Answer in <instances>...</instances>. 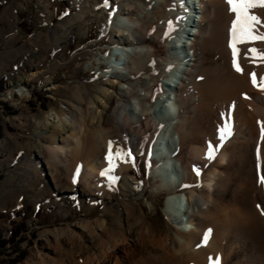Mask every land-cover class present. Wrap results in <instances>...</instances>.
<instances>
[{
	"label": "bare ground",
	"instance_id": "bare-ground-1",
	"mask_svg": "<svg viewBox=\"0 0 264 264\" xmlns=\"http://www.w3.org/2000/svg\"><path fill=\"white\" fill-rule=\"evenodd\" d=\"M111 1L108 7L104 2L103 8L102 5L99 8L107 12L106 33L113 35L117 28L120 35L116 42L111 39L121 52V55L114 53L118 67L110 65L106 59H99L98 70L103 73L96 77L104 79L106 87L95 96L89 92L91 101L82 103L86 106L85 112L82 108L77 111L73 103L68 106L67 113L75 118L77 125L88 126L95 132V136H86L87 142H83L87 144L82 145H88L86 155L82 157L87 166H91L89 170L95 169L94 163L101 169L109 166L107 159L103 163L101 156L104 143L115 135L118 140H115L113 151L130 149L134 163L131 160L114 161L115 173L111 176L115 181L112 184L123 179L125 191L134 193L141 189V183H134L136 178H129L133 165L141 159L150 166V176L154 178L153 193L169 195L165 212L178 226L173 234L158 235L150 229L144 231L143 221L136 223L141 235L137 237V230H134L130 236L133 241L140 248L150 243L159 246L154 247L158 249L156 252L149 250L142 254L136 264H215L217 259L220 264H264V221L259 216L260 211L249 214L244 208V198L257 181L255 166L259 167L262 162L261 129L256 123L259 118L264 119V92L254 87L250 78L251 73H256L257 83L261 82L264 61H258L255 66L257 61L251 58L253 54L248 49L254 45L264 53V42L237 45L238 60L243 69V74H239L231 69L229 30L234 15L225 0H191L194 3L191 14L194 11L198 16L190 14L187 19L183 15L186 0ZM255 13L260 20L263 16L261 22L264 25V9L259 8ZM80 18L67 24L81 22ZM169 22L172 28H169ZM257 30L264 34V27L257 26ZM176 43L185 51L182 58L174 54ZM107 50L101 51L108 54ZM214 53L224 62L221 73H212L209 58ZM226 68L228 72L224 73ZM91 71L97 72L95 68ZM27 83L25 79H19L16 86L24 88ZM53 88L51 91L55 90ZM75 95V101L81 103L79 92ZM218 102L228 108L236 106L238 124L233 139L228 136L224 141L214 139L213 123L205 128L208 121L203 119L212 116L211 107ZM163 109L168 110V115L162 112ZM59 114L56 112L47 117V128L67 126L68 122ZM113 127L119 128L120 132L114 131ZM248 131L252 132L250 139L244 136ZM173 136L178 138V143L174 141L176 145L171 143ZM209 143L216 149L211 161L206 159ZM166 146L169 147L167 152ZM242 162L248 165L246 175L235 168L236 163ZM194 168L199 169V176ZM86 175L85 172L84 177ZM227 188L231 191L229 199ZM95 223L106 230V220ZM80 229L64 237L54 235L53 243L62 244L63 239L74 240L76 236L87 239L90 232H85L86 227ZM208 229L212 231L205 245L203 235ZM45 237L51 244L50 234ZM250 246L251 254L248 252ZM108 253L103 248L97 250L88 257L89 262L110 264V260L103 259ZM73 264H77L76 261Z\"/></svg>",
	"mask_w": 264,
	"mask_h": 264
},
{
	"label": "rangeland",
	"instance_id": "rangeland-1",
	"mask_svg": "<svg viewBox=\"0 0 264 264\" xmlns=\"http://www.w3.org/2000/svg\"><path fill=\"white\" fill-rule=\"evenodd\" d=\"M104 2L106 0H0V232L5 241V245L0 246V264H43V261L44 264H73L75 261L89 264L88 257L102 248L110 253L103 258L110 260V264L117 260L122 261L121 264H136L142 254L149 250L156 252L158 249L154 247H159L150 243L140 248L133 241L130 236L134 230H137L136 236L141 235L136 223L143 221L144 231L150 229L158 235L173 234L178 226L165 212L169 195L153 193L154 178L145 160L139 159L132 167L129 178H136L134 183L142 185L134 193L123 189V179L114 185L107 176L101 175L109 166L101 169L94 163L95 169L89 170L91 166H87L82 157L88 145L86 148L82 145L83 141L87 142L86 136H95V132L88 126L77 125L75 118L67 113L73 103L77 111L82 108L85 112L86 106L82 103L91 101L89 92L95 96L106 87L105 80L96 77L103 73L98 70L99 59L118 67L114 53L121 55V52L111 39L116 42L120 35L117 28L113 35L106 33L107 12L99 8L101 5L103 8ZM184 8L190 10L188 2ZM257 9H253L252 14L256 15ZM77 17H81V22L67 24ZM102 49H108L109 53L103 54ZM187 51L192 56L190 49ZM184 53L182 49L183 57ZM209 61L212 73H221L224 62L220 56L214 53ZM255 61L257 66L260 60ZM94 68L96 73L91 71ZM227 72L228 69L224 73ZM19 79L28 82L26 87L16 86ZM77 92L81 103L75 101ZM199 101L201 105V99ZM5 106L11 108L10 113L4 111ZM225 106L213 103L212 116L208 115L209 119L202 116H205L203 121H208V124L203 123L205 128L213 123L211 130L215 134L211 135L217 140L218 130L229 115L232 118L229 139H233L238 124L236 106ZM56 112L68 122L67 126L47 128V117ZM258 121L264 122V119ZM256 124L260 127L258 122ZM113 128L120 132L119 128ZM251 135L248 131L244 136L250 139ZM114 137L104 143L103 163L109 142L114 148L118 140V136ZM177 139L173 136L171 143L176 145ZM260 147L262 162L259 167L255 166L257 181L244 198V208L249 214L260 211L259 216L264 221V184L260 183L264 177L262 140ZM168 149L166 146L164 150ZM235 168L242 170L243 175L248 173L246 162L236 163ZM113 173L115 171L110 175ZM174 178L177 180V175ZM230 196L227 188V199ZM98 220H106L105 231L95 223ZM85 227V232H90L87 239L76 236L74 240L63 239L62 244L53 243L54 235H72L73 231L79 232ZM46 234H50L51 244ZM248 252L251 254V246Z\"/></svg>",
	"mask_w": 264,
	"mask_h": 264
},
{
	"label": "snow or ice",
	"instance_id": "snow-or-ice-1",
	"mask_svg": "<svg viewBox=\"0 0 264 264\" xmlns=\"http://www.w3.org/2000/svg\"><path fill=\"white\" fill-rule=\"evenodd\" d=\"M227 5L229 6V11L234 15V19L232 20L230 26V42L229 48L231 49L232 54V67L233 69L239 73L243 74V69L240 66L238 60V44L241 43H254V42H264V34H260L257 30V26H264L260 18L257 15L252 14L253 9H264V0H225ZM108 0L105 2V7H108ZM169 28H172L171 22H169ZM248 51L252 53V59H258L260 61H264V53L259 52L256 48H249ZM251 82L254 87H257L260 91L264 92V78H261V82L257 83L256 73H251L250 75ZM199 79H203L200 77ZM246 99L249 97H245ZM230 115L228 120L224 123L223 127H221L219 131V139L224 141L226 136L231 135V127H230ZM261 129V140L264 141V122L258 121ZM216 149L214 146L209 143L206 159L211 161L215 158ZM257 154L259 156V149H257ZM109 167L107 171H102V176H107L108 179L112 182L115 181V177L111 176L110 173L114 171V161H122L127 162L131 160L134 163V157L130 149H116L113 151L112 142H109L108 152L106 157ZM197 176L200 175L199 169H193ZM260 183L264 184V177L261 178ZM259 207V206H258ZM264 214V213H262ZM211 229H208L203 235V243L206 245L210 239ZM215 264H220V261L217 259Z\"/></svg>",
	"mask_w": 264,
	"mask_h": 264
},
{
	"label": "trees",
	"instance_id": "trees-1",
	"mask_svg": "<svg viewBox=\"0 0 264 264\" xmlns=\"http://www.w3.org/2000/svg\"><path fill=\"white\" fill-rule=\"evenodd\" d=\"M0 86H2V84L0 83ZM4 111H6V113H10L11 108L8 106L4 107ZM5 245V241L2 239V233L0 232V246Z\"/></svg>",
	"mask_w": 264,
	"mask_h": 264
}]
</instances>
